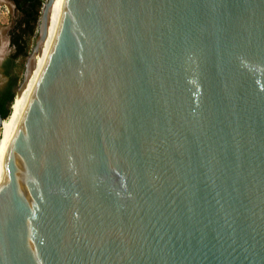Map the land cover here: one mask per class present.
Listing matches in <instances>:
<instances>
[{
  "label": "water",
  "instance_id": "1",
  "mask_svg": "<svg viewBox=\"0 0 264 264\" xmlns=\"http://www.w3.org/2000/svg\"><path fill=\"white\" fill-rule=\"evenodd\" d=\"M0 264H264V0H66L0 157Z\"/></svg>",
  "mask_w": 264,
  "mask_h": 264
},
{
  "label": "rangeland",
  "instance_id": "2",
  "mask_svg": "<svg viewBox=\"0 0 264 264\" xmlns=\"http://www.w3.org/2000/svg\"><path fill=\"white\" fill-rule=\"evenodd\" d=\"M46 2L47 0L42 1L39 18L35 24V32L32 35H29L28 25L24 22L26 16L21 10L13 5L0 4L2 6L0 11V89L7 87L12 78H17L15 86L13 87L14 94H16L18 87L23 85L29 58L34 53L39 37L41 15L43 5ZM17 34L22 35V39L27 41V53L26 55H19L14 58L17 53V46L13 44V37ZM8 70L10 75H7ZM14 102L15 100L11 104L12 113L9 123L14 118V111L12 110Z\"/></svg>",
  "mask_w": 264,
  "mask_h": 264
},
{
  "label": "bare ground",
  "instance_id": "3",
  "mask_svg": "<svg viewBox=\"0 0 264 264\" xmlns=\"http://www.w3.org/2000/svg\"><path fill=\"white\" fill-rule=\"evenodd\" d=\"M66 0H53L48 11L47 28L44 40L40 43L38 50L33 54L29 71L24 79L23 85L18 87L14 102V118L9 123L11 113L7 119H4L0 133V157L6 148L11 136L23 119L37 82L46 65L50 52L52 50L56 35L62 19ZM14 101V100H13ZM12 104V103H11ZM20 109V111H19ZM9 123V124H8Z\"/></svg>",
  "mask_w": 264,
  "mask_h": 264
},
{
  "label": "trees",
  "instance_id": "4",
  "mask_svg": "<svg viewBox=\"0 0 264 264\" xmlns=\"http://www.w3.org/2000/svg\"><path fill=\"white\" fill-rule=\"evenodd\" d=\"M16 7L21 10L26 16L24 22L28 25L29 35L34 34L35 24L39 18V10L42 6L43 0H13ZM13 44L17 46V53L14 56L16 58L19 55H26L27 53V41L22 39V35H15L13 37ZM10 64V62H9ZM7 75H10L9 70ZM17 78H12L0 96V116L7 119L10 115V104L12 100H15L16 94L13 92ZM15 95V96H14ZM14 98V99H13ZM13 102V101H12ZM7 117V118H6ZM5 121V120H4Z\"/></svg>",
  "mask_w": 264,
  "mask_h": 264
},
{
  "label": "flooded vegetation",
  "instance_id": "5",
  "mask_svg": "<svg viewBox=\"0 0 264 264\" xmlns=\"http://www.w3.org/2000/svg\"><path fill=\"white\" fill-rule=\"evenodd\" d=\"M7 87H5L4 89H0V96L2 95V93L4 92V90L6 89Z\"/></svg>",
  "mask_w": 264,
  "mask_h": 264
},
{
  "label": "crops",
  "instance_id": "6",
  "mask_svg": "<svg viewBox=\"0 0 264 264\" xmlns=\"http://www.w3.org/2000/svg\"><path fill=\"white\" fill-rule=\"evenodd\" d=\"M0 4H3V0H0Z\"/></svg>",
  "mask_w": 264,
  "mask_h": 264
},
{
  "label": "built area",
  "instance_id": "7",
  "mask_svg": "<svg viewBox=\"0 0 264 264\" xmlns=\"http://www.w3.org/2000/svg\"><path fill=\"white\" fill-rule=\"evenodd\" d=\"M1 8H2V6H0V11H1Z\"/></svg>",
  "mask_w": 264,
  "mask_h": 264
}]
</instances>
